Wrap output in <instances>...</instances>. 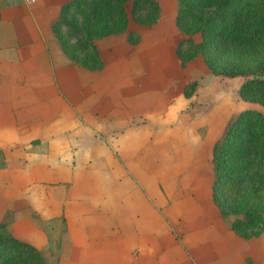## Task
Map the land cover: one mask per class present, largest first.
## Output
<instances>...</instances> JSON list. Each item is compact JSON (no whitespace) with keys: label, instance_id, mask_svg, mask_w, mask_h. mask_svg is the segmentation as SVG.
Masks as SVG:
<instances>
[{"label":"crops","instance_id":"0c3cea01","mask_svg":"<svg viewBox=\"0 0 264 264\" xmlns=\"http://www.w3.org/2000/svg\"><path fill=\"white\" fill-rule=\"evenodd\" d=\"M68 1L0 0V196L65 229L57 264H258L260 237L236 235L195 178L161 168L176 102L145 77L142 41L96 40L103 68L77 66L52 31Z\"/></svg>","mask_w":264,"mask_h":264},{"label":"trees","instance_id":"16d2710c","mask_svg":"<svg viewBox=\"0 0 264 264\" xmlns=\"http://www.w3.org/2000/svg\"><path fill=\"white\" fill-rule=\"evenodd\" d=\"M175 3L180 65L201 57L215 75L244 76L239 95L264 106V0ZM160 17L159 0H70L52 31L74 64L99 71L104 63L96 40L126 34L135 44L139 35L130 22L152 26ZM210 165L211 200L222 219L242 239L264 236V115L251 109L236 114L213 144ZM0 264L50 263L35 245L0 231ZM243 264L254 263L248 258Z\"/></svg>","mask_w":264,"mask_h":264},{"label":"rangeland","instance_id":"374dc122","mask_svg":"<svg viewBox=\"0 0 264 264\" xmlns=\"http://www.w3.org/2000/svg\"><path fill=\"white\" fill-rule=\"evenodd\" d=\"M161 2L165 10L163 19L160 17L161 21L159 19L152 26L140 25L133 21L129 24V30L139 35L137 43L142 41L141 47L146 65L151 66L149 68L151 75L145 77L157 80L161 86V95L168 93L176 102L173 113L177 117L174 126L170 128V136L173 132L175 138L170 140V144H164L163 148L169 145V156L166 157L167 162L162 164L161 168L165 166L166 172L171 170L174 175L185 173L189 179L195 178L193 187H199L201 194L205 190L210 194L212 181L210 158L213 144L221 137L227 123L240 111L251 109L260 111L264 115V106L241 98L239 87L245 79L244 76L215 75L206 67L201 57L190 61L186 67L180 65L176 54L177 43L181 37L174 20L176 3L175 0H161ZM127 8L129 9L130 6L128 5ZM156 29L161 31L154 34L152 30ZM194 39H198V36H194ZM103 48L108 59L111 53L105 46ZM164 83L168 84L169 88L163 91ZM161 148L160 156L165 153ZM4 165L0 150L1 176ZM3 180L4 178L0 177V186L7 184L5 181L2 184ZM8 202L7 198L0 196V231H8L19 239L39 246L44 244L45 247L41 252L50 264H57L53 255V236L56 232H58L56 235H61L65 229H56L53 224L55 219L46 224L28 208L22 205L13 207ZM17 202L22 204L20 201ZM225 226L229 227L228 221H225ZM48 240L51 242L49 246H47ZM263 242L264 237L254 239L253 248L250 250L254 251V258L258 264H264V256L260 250ZM239 249L245 251L242 242Z\"/></svg>","mask_w":264,"mask_h":264},{"label":"built area","instance_id":"2783aa9c","mask_svg":"<svg viewBox=\"0 0 264 264\" xmlns=\"http://www.w3.org/2000/svg\"><path fill=\"white\" fill-rule=\"evenodd\" d=\"M27 3H34L36 0H24Z\"/></svg>","mask_w":264,"mask_h":264}]
</instances>
